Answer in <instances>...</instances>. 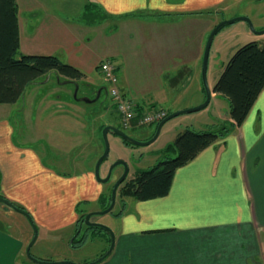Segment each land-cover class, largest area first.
Returning <instances> with one entry per match:
<instances>
[{"label":"crops","instance_id":"1","mask_svg":"<svg viewBox=\"0 0 264 264\" xmlns=\"http://www.w3.org/2000/svg\"><path fill=\"white\" fill-rule=\"evenodd\" d=\"M242 1L79 0L78 6L82 15L87 5H94L107 16L113 28L119 22L139 25L146 22L145 17H155L153 22L171 29L178 25V18L207 16L193 57L197 63L202 61L206 36L218 23L207 14L211 10L226 11L230 3ZM16 3L21 54L58 56L57 49H65L71 56L76 53L77 38L71 25L49 15L47 9L44 17H38L35 1L25 7L20 6L19 0ZM21 14L27 16V25L22 22ZM82 59L89 61L88 57ZM67 81L61 84H68ZM172 81L173 78L169 81L171 85ZM200 94L199 103L205 99L202 90ZM158 96L142 105L134 96L130 99L142 109L166 110L159 102L167 96ZM216 97L211 91V99ZM82 103L92 104L75 100L72 106L80 113ZM72 120L83 124L81 119ZM107 125L112 124L102 123L97 130ZM12 136V126L0 121V197L21 206L31 216L37 238L30 254L47 262L92 261L94 258H76L72 252L84 230L78 231L77 205L96 201L103 194L94 177V166L89 167L88 161L79 173L62 174L44 161L46 156L42 152L16 144ZM33 137L43 135L33 134ZM120 199L122 212L112 229L113 250L95 264H264L261 242L264 237V90L240 127L176 170L165 197L147 201ZM10 209L0 207V264H43L26 255L34 235L30 222L26 217L27 223L20 220L21 229L14 232L13 218L17 215ZM107 247L104 245L100 256Z\"/></svg>","mask_w":264,"mask_h":264},{"label":"rangeland","instance_id":"2","mask_svg":"<svg viewBox=\"0 0 264 264\" xmlns=\"http://www.w3.org/2000/svg\"><path fill=\"white\" fill-rule=\"evenodd\" d=\"M30 1L37 3L38 17H44L43 13L47 9L49 15L66 21L74 28L73 32L77 38L74 43L76 53L71 56L65 49H57L56 57L63 63L79 69L85 78L76 82L77 90L70 84H61L64 79L59 80L54 72L39 78L26 87L24 95L16 103L0 104V121L12 126V138L16 144L42 152L46 156L44 161L55 171L67 175L77 174L86 167L88 161L89 167L92 168V165L95 167L103 153L102 129L98 131V126L102 123H111L120 129L122 127L111 98L105 97L104 93L101 96L98 94L104 86L109 87L99 73L98 67L103 61H110L116 68L119 87L125 96L128 99L135 97L140 105L150 99L155 100V97H159L158 94L167 96L159 102L167 110L163 109L166 113L190 109L203 103L198 101L200 91H203L202 61L195 63L193 57L201 28L209 19L207 16L198 19L178 18V25L171 29L157 24L159 22H153L155 17H145L146 22L139 25L119 22L113 24L116 25V28H113L107 19L94 23L83 21V13L81 15L78 6L79 0H19L20 6L32 4L28 3ZM229 6L223 12L209 9L211 14L207 15H211L212 21L217 20V24L236 17H246L256 31L264 29V0H243L236 4L230 3ZM23 16L24 14H21V17ZM22 22L28 24L27 16L22 18ZM251 41L264 45V34L253 33L244 21L226 25L216 33L209 50L206 71V81L211 91L235 52L233 50ZM85 57L89 58L88 62L82 59ZM172 78L174 83L171 85L169 81ZM75 100L83 102L88 100L92 104L82 103L80 106L83 111L79 113L72 106ZM228 112L229 103L226 98L221 96L212 98L205 108L168 120L162 126L156 140L142 146L127 145L117 135L108 133L109 152L100 165V179L106 178L116 162L123 161L128 168L125 180H130L138 170H148L158 163L162 156L161 151L173 142L177 134L186 129L195 132L213 130L218 122L227 120ZM75 118L81 119L83 124L79 121L75 123L72 120ZM123 131L132 139L145 142L150 139L154 125L138 127L133 124ZM33 134L43 137L32 139L35 138ZM95 158L97 159L94 161ZM74 162L77 164L74 165ZM122 173L123 166L116 165L106 182L95 178L103 190V200L100 197L96 201L78 204L76 208L78 220L82 214L88 213V210L98 212L104 209L110 191ZM4 206L10 209L0 202V207ZM10 211L17 215L13 218V231L18 233L22 226L20 220L27 223L26 218L12 208ZM121 212V199L117 193L113 209L107 214L91 217V222L100 223L112 230L117 225V217ZM5 222L9 224L8 220ZM81 229H84L81 239L76 243L78 246L73 248L75 252L72 253L80 259L94 258L88 262L91 263L100 257L104 245L109 247L110 234L96 228L85 230L82 226ZM261 242L264 247V237H261Z\"/></svg>","mask_w":264,"mask_h":264},{"label":"trees","instance_id":"3","mask_svg":"<svg viewBox=\"0 0 264 264\" xmlns=\"http://www.w3.org/2000/svg\"><path fill=\"white\" fill-rule=\"evenodd\" d=\"M17 11L16 0H0V104L16 103L21 99L28 85L52 72L59 80H68V84L85 78L79 69L63 63L56 56L21 54ZM82 17L86 23L101 22L107 18L92 4L85 7ZM263 90L264 45L251 41L235 50L212 88V93L228 101L229 120L218 122L213 130L195 132L186 129L177 134L173 142L161 151L162 156L158 163L148 170H138L133 178L122 182L117 189L118 196L132 197L137 201L165 197L170 190L176 170L240 127ZM170 113L167 112V115ZM157 125H154L151 137ZM110 196L111 191L104 209L110 203ZM101 199L103 200V197ZM82 215L78 220L80 225L78 231L82 226L85 230L89 228L84 225L85 215Z\"/></svg>","mask_w":264,"mask_h":264},{"label":"water","instance_id":"4","mask_svg":"<svg viewBox=\"0 0 264 264\" xmlns=\"http://www.w3.org/2000/svg\"><path fill=\"white\" fill-rule=\"evenodd\" d=\"M239 21L246 22L248 24L249 29L253 33L258 34V35L264 34V29L256 31L253 28L251 21L248 18H246V17H236V18H233L231 20L222 21L221 23L217 24L210 31V33H209V35L207 37V40L205 42V46H204V50H203V56H202V64H201V80H202L203 91H204V96H205V99H204L203 103H201L200 105H198L196 107H193V108H190V109L181 110V111L172 112L169 115H167L163 120H161L158 123L153 136L149 140H147L145 142L132 139L123 130H121V129L115 127V126H112V125H107V126H104L102 128L103 153L98 158V160H97V162L95 164L94 176H95V178L98 181L106 182L107 180H109L110 175H111V171L113 170V168L116 165H122L123 166V173L117 179V181L114 183V185L112 187L111 196H110V203L107 206V208L103 209L102 211H98V212H89V213L85 214V216L83 218V223H84V225L86 227L105 230V231L109 232V234H110V245H109L107 251L103 255H101L98 259H96L95 261H93L91 263H88V264H95V263H98V262L102 261L113 250V247H114V234H113L112 230H110V228H107L106 226H104V225H102L100 223L91 222V217L96 216V215H101V214H107L108 212H110L113 209V207L115 205V201H116L117 189L122 184V182H124V180L126 179L127 173H128L127 165L123 161H118L110 168L106 178L105 179H100V177H99V168H100V165H101L102 161L104 159H106V157L108 156V152H109V145H108V140H107L108 133H113V134L117 135L123 141H125L126 143H128L130 145H133V146L147 145V144H150V143H152L153 141L156 140V138L158 137V135L160 133V130H161L162 126L168 120H170V119H172V118H174L176 116H179L181 114L192 113V112H196V111H199V110L205 108L209 104L210 99H211V90L208 88L207 81H206V71H207V63H208V54H209V50H210L213 38L216 35V33L221 28H223L224 26L229 25V24H233V23L239 22ZM75 87H76L75 89L77 90L78 86H75ZM84 101L85 102H89L88 100H84ZM0 202H2L5 205L9 206L13 210L23 214L28 219V221L30 222V224H31V226L33 228V232H34L33 238L31 239V241H30V243H29V245L27 246V249H26V255H27V257L30 260H32L34 262H37V263H43V264H75V263H72V262H69V261L47 262V261H40V260L35 259L30 254V248H31L32 244L35 242V240L37 238V229H36V226L33 224L31 216L25 210L16 207L13 203H11L10 201H8L5 198L0 197Z\"/></svg>","mask_w":264,"mask_h":264},{"label":"built area","instance_id":"5","mask_svg":"<svg viewBox=\"0 0 264 264\" xmlns=\"http://www.w3.org/2000/svg\"><path fill=\"white\" fill-rule=\"evenodd\" d=\"M116 68L110 61H103L99 65V73L109 84V97L116 107L122 130L133 124L136 126H153L163 120L167 113L161 108L142 109L136 102L128 99L119 87Z\"/></svg>","mask_w":264,"mask_h":264},{"label":"flooded vegetation","instance_id":"6","mask_svg":"<svg viewBox=\"0 0 264 264\" xmlns=\"http://www.w3.org/2000/svg\"><path fill=\"white\" fill-rule=\"evenodd\" d=\"M108 86V85H107ZM107 86H104L102 89H100V91H99V95L101 96V94L102 93H104L105 94V97H108V99H110V97H109V93H108V91H109V87H107ZM111 100V99H110Z\"/></svg>","mask_w":264,"mask_h":264}]
</instances>
